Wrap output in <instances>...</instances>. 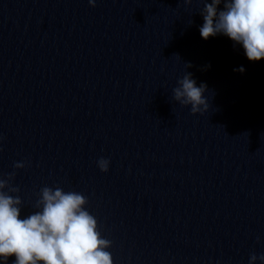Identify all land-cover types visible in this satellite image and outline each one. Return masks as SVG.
Instances as JSON below:
<instances>
[{
	"label": "clouds",
	"instance_id": "obj_1",
	"mask_svg": "<svg viewBox=\"0 0 264 264\" xmlns=\"http://www.w3.org/2000/svg\"><path fill=\"white\" fill-rule=\"evenodd\" d=\"M185 4L192 0H183ZM95 7L96 0H88ZM201 11L204 23L200 35L209 37L223 34L233 42L241 44L249 61L264 59V0H202ZM223 3L224 10L218 11ZM191 67V64H187ZM210 67V66H209ZM234 71L243 73L241 66ZM173 89L174 99L182 105H191V113L207 111L204 97L207 86H196L192 74L187 73L177 81ZM110 161L101 157L97 165L107 172ZM25 163L17 162L14 168H23ZM15 173L8 179H0V261L7 264L15 256L13 264H113V258L106 249L111 241L101 237L97 219L86 210L88 199L81 193L64 192L61 188L43 187L36 201L38 209L26 218H20L22 200L9 193L19 191L10 185ZM7 189V191H4ZM259 239V238H257ZM259 257L252 253L249 264H255Z\"/></svg>",
	"mask_w": 264,
	"mask_h": 264
}]
</instances>
